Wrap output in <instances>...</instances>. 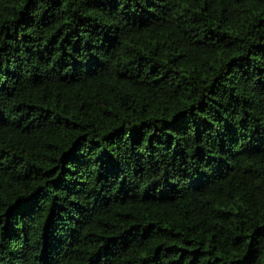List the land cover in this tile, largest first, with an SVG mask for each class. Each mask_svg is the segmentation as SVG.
Listing matches in <instances>:
<instances>
[{
    "label": "trees",
    "instance_id": "obj_1",
    "mask_svg": "<svg viewBox=\"0 0 264 264\" xmlns=\"http://www.w3.org/2000/svg\"><path fill=\"white\" fill-rule=\"evenodd\" d=\"M0 264H264V0H0Z\"/></svg>",
    "mask_w": 264,
    "mask_h": 264
}]
</instances>
